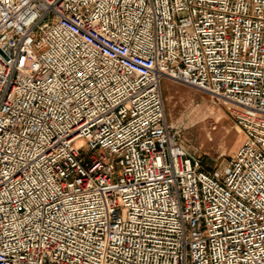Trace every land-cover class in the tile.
<instances>
[{
	"label": "built area",
	"instance_id": "built-area-1",
	"mask_svg": "<svg viewBox=\"0 0 264 264\" xmlns=\"http://www.w3.org/2000/svg\"><path fill=\"white\" fill-rule=\"evenodd\" d=\"M163 80L228 106L220 170ZM0 264H264V0H0Z\"/></svg>",
	"mask_w": 264,
	"mask_h": 264
},
{
	"label": "rangeland",
	"instance_id": "rangeland-1",
	"mask_svg": "<svg viewBox=\"0 0 264 264\" xmlns=\"http://www.w3.org/2000/svg\"><path fill=\"white\" fill-rule=\"evenodd\" d=\"M162 88L167 122L178 131L183 147L203 169L220 170L244 140L228 106L174 81L163 80Z\"/></svg>",
	"mask_w": 264,
	"mask_h": 264
}]
</instances>
